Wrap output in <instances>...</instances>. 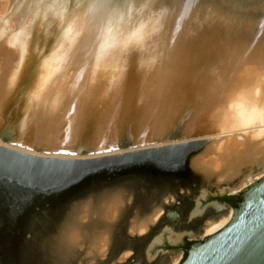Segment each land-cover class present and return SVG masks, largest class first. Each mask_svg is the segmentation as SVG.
Wrapping results in <instances>:
<instances>
[{
  "label": "bare ground",
  "instance_id": "6f19581e",
  "mask_svg": "<svg viewBox=\"0 0 264 264\" xmlns=\"http://www.w3.org/2000/svg\"><path fill=\"white\" fill-rule=\"evenodd\" d=\"M145 2L18 0L21 6L11 25V29L20 26L18 34L10 32L0 18V128L9 121L16 132L14 138L7 134L9 141L0 139V147L45 159L88 158L83 149L98 157L95 154L108 155L109 149H113L109 155L124 152L115 150L120 137L115 139L114 126L119 122L133 127L128 134L137 143L160 139L178 126L182 138L171 144L207 142L190 160L193 171L206 184L205 178L211 180L219 194L236 195L264 177V23L244 32L220 22H210L204 29L183 24V20L161 25L160 19L179 5V0H168L159 21L135 26V16L125 18L128 6L140 7ZM10 4L11 0H0L1 13ZM38 6L42 9L36 20ZM67 11L77 14L64 19ZM45 13H51L50 20L61 18L62 30L69 33L92 22L90 49L67 61L63 55L57 59L59 43L45 57L37 53L38 60L29 69L34 55L21 36ZM117 23L123 28L119 35L115 32ZM96 105L105 111H91ZM89 124L97 126L95 130L101 126V143L68 146L70 134ZM43 144L54 148H41ZM116 194L105 195L97 208L88 200L70 211L58 236L67 257L73 256L76 245H85L87 238H83L93 233L87 254L92 261L106 259L110 231L122 211V196ZM201 194L199 199H205ZM173 200L167 196L164 203ZM211 205L220 214L205 220L201 238L219 232L233 216L232 209ZM162 209L156 207L144 218L132 220L128 233H148ZM202 211L194 216L202 215ZM91 214L96 218L88 222ZM175 234L180 237L171 242L167 239L169 243L177 244L184 234L196 237L192 232ZM163 236L152 245L151 241L148 260ZM130 256V251H123L110 264H123ZM179 261L177 256L170 264Z\"/></svg>",
  "mask_w": 264,
  "mask_h": 264
},
{
  "label": "rangeland",
  "instance_id": "374dc122",
  "mask_svg": "<svg viewBox=\"0 0 264 264\" xmlns=\"http://www.w3.org/2000/svg\"><path fill=\"white\" fill-rule=\"evenodd\" d=\"M167 1L146 0L140 7L128 6L127 13L129 15L126 14L125 18L131 20L135 16L133 19L136 22L135 26H138L136 24L149 26L154 21H159ZM237 1L235 4H229V0H179L178 7L173 9L174 12L160 19L159 23L164 25L169 21L171 22V20L173 22L183 20V24H190L194 28L204 29L208 26L206 24L210 22H220L237 32L248 31L255 24L259 26L260 22L264 23V0H255V2L254 0ZM20 6L21 3L19 4L18 0H11L10 6H7L4 13H1L0 10V18L7 23L8 30L13 34H18L20 30L18 24L11 29ZM41 9L40 6L35 9L36 20L41 15ZM50 14L45 13L42 15L35 27L33 26L34 28L32 27L27 34L21 36L23 42L31 47V53L35 57L37 53H39L40 58L49 55L59 43L62 45L61 50L58 51L60 54L57 59L63 55L64 60L67 61L78 53L90 49L92 22L80 25L69 33L62 30L61 18L50 20L52 19ZM75 14L72 11H67L64 19L72 18ZM143 15L145 18H143ZM122 29V24L117 23L115 27L116 35H119ZM34 56L30 61L29 69L38 60V57L35 58ZM91 111L100 113L105 110L103 107L96 105V108L93 107ZM8 122L0 128V139L2 141H9V136L12 138L16 136L14 124ZM125 123L126 121L119 122L114 126L116 140L122 133H128V130L133 128L132 126L131 128L128 127ZM96 127L94 124H89L80 132L73 131L70 134L68 146L101 143L104 133L103 130H100L101 126L95 130ZM168 128L171 129L172 127L169 126ZM180 133L178 126L170 130L172 139L175 140L180 139ZM200 141L194 145H184L176 142L178 144L174 146L167 145L159 149L131 154L118 153L101 158H74L68 159V163H50L41 157H33L24 153L7 154L1 152L0 264H12L15 247H22L24 238L29 237L27 233L21 235L19 231L22 228L23 220L32 211H41L43 207H55L57 209L58 204L80 183L93 177H98L99 183L107 187L96 194H89L84 199L75 201L74 207L81 206L85 201L90 200L91 204L97 208L105 195L112 194L111 196H114L118 193L122 196L121 210L123 215L117 218L111 228L108 251H112L109 256L100 262L99 260L92 261V256H89L86 251L88 249L87 242L93 235L91 233L83 238H87L85 239V245L81 244L80 248V245H76L77 250L73 253L76 264H108L115 261L116 253L123 251L131 252L130 258L123 264H170L172 259L177 256H180V263L184 251L176 249H183L188 240L184 239L176 246L168 241L171 242L180 237L175 233L193 231L196 233L197 238H189V243L200 242L205 239L199 235L205 220L217 218L218 216L211 208H208L203 215L189 218L190 212L195 207V200L199 198L201 192L203 191L201 198L206 195L203 204L215 198L232 197L229 194H219L218 190L213 187L214 184L209 183L211 180L205 178L208 184L205 182L196 183L190 181L188 175L184 173L187 157L190 156L192 161L207 144L206 140ZM40 147L54 148L47 144ZM153 171L175 174L176 177L170 183V186L177 185L182 195L176 196L171 204L162 207V215L155 223L156 225L154 224L155 226H152L149 230L145 239L132 244L126 237L125 227L128 225L129 228L132 220L144 218L156 207H161V204L153 199L158 191V181H161L159 175L161 174H152ZM155 178L157 179L154 180ZM131 183L136 184V187L131 188ZM213 201L220 202V200ZM228 208L233 210L229 205ZM124 215L125 218H122ZM95 218V214H91L88 222ZM167 232H170V234L166 235ZM162 236V243L151 249L150 254L152 257L148 260L147 251L149 252L153 242ZM80 238L82 240V237ZM114 242L117 244L122 242L123 246L116 251L115 247L112 249ZM115 251L116 253H114ZM29 261L30 264H36L34 256H30Z\"/></svg>",
  "mask_w": 264,
  "mask_h": 264
},
{
  "label": "water",
  "instance_id": "95a60500",
  "mask_svg": "<svg viewBox=\"0 0 264 264\" xmlns=\"http://www.w3.org/2000/svg\"><path fill=\"white\" fill-rule=\"evenodd\" d=\"M237 2V0H229V4H235ZM181 138L182 136L180 133L179 140H181ZM173 141L178 140L172 139L170 131L160 139L152 138L149 141L143 140L138 143L128 133L124 132L115 144V150L124 151V154L138 153L159 149L167 145L174 146L171 144ZM199 142L201 141H186L182 144L194 145ZM156 144H161V146L156 147ZM88 150L89 149L82 150L84 155H88V158H101L103 156H108L109 153L113 151V149H109L105 153L108 155L95 154L98 157H92L93 155H89L91 151ZM1 152L7 154H20L0 147V153ZM42 159L47 160V162L50 163L69 162V160L61 159ZM189 160L190 156L187 157L184 173L188 175L190 181L203 183L204 180L202 176L193 171ZM157 173L161 174L159 175L161 181H158V191L153 199L157 200L158 203L161 204V207H166L168 204L164 203L165 197L172 196L175 198L182 194H180L177 185L170 186V183L176 177L175 174L161 171H153L152 174ZM156 179L157 178L154 180ZM98 180V177L85 179L58 204L57 209L55 207H43L41 211H32L28 217L23 220L22 228L19 231L21 232V235L27 233L29 237L24 238L22 247H15L12 264H30V256L36 258V264H76L73 256L67 257L61 249L60 244L58 243V236L70 211L74 208V202L84 199L89 194H96L98 191L107 187L100 184ZM130 187L135 188L136 184L131 183ZM239 194H241V202L238 203L236 209H233V216L230 223L214 235L205 237L204 240L191 244L186 251L185 259L180 264H264V177L246 189L240 191L238 194L232 196H237ZM220 199L221 198H215L209 200L210 202L207 201L205 204H203V199H199V207L196 208L195 211L194 207L189 214V218H194V215L202 209L205 211L206 209L211 208L214 211L211 205L213 203L222 205L225 209H228L226 203L213 201ZM214 213L218 216L220 214L215 211ZM203 214L204 212L202 215ZM121 215H123L122 211L120 212L119 217ZM122 218H125V215L124 217L122 216ZM151 228L152 226L149 230ZM127 231L128 225L125 227V234L128 241L132 244L145 239L147 236V233L141 236H132L127 233ZM183 232H192L196 234L193 231ZM189 238L190 237L187 234H184L177 244L184 239H187L189 242ZM177 244H173V246H176ZM122 246V242L118 244L114 242L112 249L115 247L117 251V249ZM111 251L112 250L108 251L107 256H109ZM116 251L114 253H116ZM120 253L121 252L116 253L115 260ZM100 261L103 260H99V262Z\"/></svg>",
  "mask_w": 264,
  "mask_h": 264
},
{
  "label": "trees",
  "instance_id": "16d2710c",
  "mask_svg": "<svg viewBox=\"0 0 264 264\" xmlns=\"http://www.w3.org/2000/svg\"><path fill=\"white\" fill-rule=\"evenodd\" d=\"M220 202L226 203L227 205L231 206L233 209H236L237 206H238V203L241 202V194H239L237 196H232V197H223V198L220 199ZM191 244H193V243L187 242L185 244V246L183 248L184 255H183V259L181 260V262L185 259V257H186V251L189 249V247H190Z\"/></svg>",
  "mask_w": 264,
  "mask_h": 264
}]
</instances>
